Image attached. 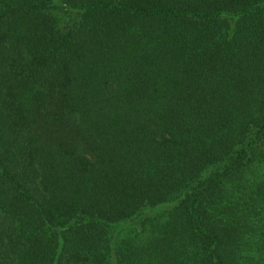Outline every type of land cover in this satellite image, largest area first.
Listing matches in <instances>:
<instances>
[{
  "label": "trees",
  "instance_id": "1",
  "mask_svg": "<svg viewBox=\"0 0 264 264\" xmlns=\"http://www.w3.org/2000/svg\"><path fill=\"white\" fill-rule=\"evenodd\" d=\"M0 264H264V0H0Z\"/></svg>",
  "mask_w": 264,
  "mask_h": 264
}]
</instances>
